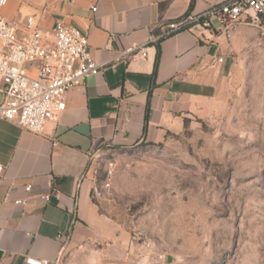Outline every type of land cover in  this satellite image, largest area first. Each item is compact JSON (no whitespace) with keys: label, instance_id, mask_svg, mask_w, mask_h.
Returning a JSON list of instances; mask_svg holds the SVG:
<instances>
[{"label":"crops","instance_id":"0c3cea01","mask_svg":"<svg viewBox=\"0 0 264 264\" xmlns=\"http://www.w3.org/2000/svg\"><path fill=\"white\" fill-rule=\"evenodd\" d=\"M223 1H13L10 18L34 15L45 27L60 20L87 29L92 57L102 68L66 92L65 110L43 133L0 120V264H28L27 256L53 264L129 262L128 234L92 198L91 156L100 148L162 141L188 101L204 97L230 69L219 28L192 27L152 41L156 25ZM132 46L145 48L143 56L124 53ZM25 184H31L30 199L15 205L27 196ZM45 194L48 200L41 198Z\"/></svg>","mask_w":264,"mask_h":264},{"label":"rangeland","instance_id":"374dc122","mask_svg":"<svg viewBox=\"0 0 264 264\" xmlns=\"http://www.w3.org/2000/svg\"><path fill=\"white\" fill-rule=\"evenodd\" d=\"M243 24L222 32L230 69L162 141L111 149V187L95 201L128 234L127 264H264V21ZM105 157L91 156L96 184Z\"/></svg>","mask_w":264,"mask_h":264},{"label":"built area","instance_id":"2783aa9c","mask_svg":"<svg viewBox=\"0 0 264 264\" xmlns=\"http://www.w3.org/2000/svg\"><path fill=\"white\" fill-rule=\"evenodd\" d=\"M9 0H0V120L12 122L30 132L41 134L48 122L56 121L66 108V92L97 73L101 64L92 57L89 32L57 20L45 27L34 15L23 20L10 18L1 10ZM73 3L74 0H69ZM95 9V6L92 7ZM217 19L221 32H230L242 22L261 24L264 21V0H226L198 15H185L167 24L156 25L160 31L152 36L157 42L178 31L195 27L215 29ZM144 54L145 48L132 46L124 53ZM219 61L222 58H218ZM96 152V150L94 151ZM93 152V153H94ZM105 157L104 178L94 183L92 198L97 199L110 189L117 167L111 148L97 149ZM0 165V174L3 172ZM31 184L24 185L27 196L14 200L22 206L30 199ZM48 200L49 194L41 196ZM28 264H53L48 259L27 256Z\"/></svg>","mask_w":264,"mask_h":264},{"label":"trees","instance_id":"16d2710c","mask_svg":"<svg viewBox=\"0 0 264 264\" xmlns=\"http://www.w3.org/2000/svg\"><path fill=\"white\" fill-rule=\"evenodd\" d=\"M158 61H159V50L157 52L156 59H155V67H157ZM148 119H149V101L147 102V107H146V112H145V117H144L143 135H145L146 133V126H147Z\"/></svg>","mask_w":264,"mask_h":264}]
</instances>
